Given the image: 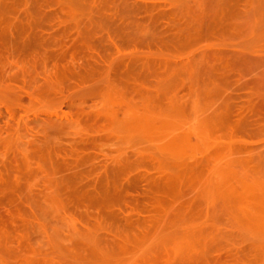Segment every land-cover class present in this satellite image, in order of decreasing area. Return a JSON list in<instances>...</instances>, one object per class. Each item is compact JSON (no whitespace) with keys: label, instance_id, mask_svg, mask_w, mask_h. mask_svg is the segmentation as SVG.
<instances>
[{"label":"rangeland","instance_id":"obj_1","mask_svg":"<svg viewBox=\"0 0 264 264\" xmlns=\"http://www.w3.org/2000/svg\"><path fill=\"white\" fill-rule=\"evenodd\" d=\"M0 264H264V0H0Z\"/></svg>","mask_w":264,"mask_h":264},{"label":"bare ground","instance_id":"obj_2","mask_svg":"<svg viewBox=\"0 0 264 264\" xmlns=\"http://www.w3.org/2000/svg\"><path fill=\"white\" fill-rule=\"evenodd\" d=\"M185 136H186V135H185ZM185 136H184V137H185Z\"/></svg>","mask_w":264,"mask_h":264}]
</instances>
